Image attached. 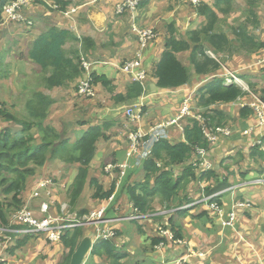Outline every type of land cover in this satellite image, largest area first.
<instances>
[{
	"label": "trees",
	"instance_id": "trees-1",
	"mask_svg": "<svg viewBox=\"0 0 264 264\" xmlns=\"http://www.w3.org/2000/svg\"><path fill=\"white\" fill-rule=\"evenodd\" d=\"M73 1L75 0H55L54 4L59 8L56 11L65 12ZM233 2L234 0H214L212 5L201 3L195 8V12L204 18V22L198 28L189 30L186 37L177 36L178 29L175 23L167 27L166 48L153 65L152 77L157 81L156 85L160 90H176L186 87L191 83L192 71L178 55L188 52L193 74L204 80L194 95L195 108L198 110H195L193 106V109L201 114L202 120L200 122L191 118L184 120L182 122L183 131L177 129L183 133L181 141L161 140L155 143L152 156L143 163V179L132 183L133 176L130 175L123 183L122 190L125 191L133 208L138 210L139 214L151 215L156 211L157 205L161 209L175 210L173 213L170 212L174 215L169 221L175 240L183 239L181 232L183 226L179 223L178 217L189 216L190 210L198 208L205 202L195 204L188 209L184 208L185 206L203 200L205 195L212 196L233 186L234 183H231L230 178L236 179V175L231 170L229 162L238 165L248 157L256 164L259 160H264L262 145L251 147L250 153H246L247 157L235 148L234 154H223L224 158L219 160L221 164L218 167L206 170L202 167L197 154L200 148L206 149L209 154L213 149V145L204 135L205 127H224L229 126L231 122L232 118L217 106L235 103L244 95L242 88L238 85L225 84L223 65L217 57L241 50L251 55L259 53L264 47V43L249 32L248 24L240 25L234 30V40L230 39L221 29L220 24L224 20L220 15L223 19L229 17L234 11ZM40 3L44 7L48 6L42 1ZM3 5L4 2L0 1V35L1 27L6 20ZM247 15V21L252 19L258 25L253 3L247 10ZM32 24L34 25L33 21ZM27 26H29L28 23ZM69 42L76 43L77 46L68 50L66 45ZM98 50L91 38L77 39L70 31L52 26L33 41L28 51V58L45 74L46 89H61L75 85L77 93L84 75L81 59L86 56L87 60L89 54L93 57ZM209 52L214 54V57ZM240 78L244 79L243 76ZM99 86L106 89L116 103L126 105L140 99L146 91L142 84L131 81L126 85L124 93H117L113 80L105 74L94 72L93 87L96 90ZM259 93L264 98V87ZM54 104L53 98L38 90L32 93L25 104L28 114L26 118L19 119L8 111L0 110V226L9 223L8 217L12 210L23 206L22 192L28 181L36 176L39 168L46 166L48 160H62L66 164L77 166V173L72 184H67L65 189L72 209L81 204L86 186L92 189L93 201L100 203L109 200L115 191L114 184L105 190L97 177H90L91 164L97 158L98 142L101 139H108L104 130H108L112 123L107 122L104 126L91 125L83 131L80 138L70 144V141L63 138L54 126L46 123ZM253 116L254 112L250 107H240L239 117L241 119L246 120ZM232 124L233 122L230 125ZM13 125L20 127V130L15 132ZM262 141L264 142V138ZM219 168L223 169L221 174L217 171ZM249 173L248 169L240 172L242 183ZM202 185H205L203 190ZM228 194L231 193H226L224 196ZM222 197H214L211 202L221 205ZM59 210L60 205L58 204ZM82 213L78 215L81 216ZM205 216L207 213L202 211L194 217L205 218ZM140 231L142 232V229ZM85 236L86 232L83 227L67 229L64 232L59 246L67 253L61 264H70L72 255ZM119 236L120 233L117 231L116 239L120 238ZM29 240H31L30 236L19 240L13 249L24 247ZM152 241L154 247L162 241L166 243L167 240L153 238ZM92 256L105 257L112 264H119L124 257L111 240L97 242L92 250Z\"/></svg>",
	"mask_w": 264,
	"mask_h": 264
},
{
	"label": "crops",
	"instance_id": "crops-1",
	"mask_svg": "<svg viewBox=\"0 0 264 264\" xmlns=\"http://www.w3.org/2000/svg\"><path fill=\"white\" fill-rule=\"evenodd\" d=\"M45 1L50 5L54 4L55 0ZM202 1L210 5L214 2V0ZM121 2L122 0H100L95 4H92L91 0H75L65 12L51 9L47 11L41 3L35 4L33 7L25 10L26 18L28 20H32L34 25L31 27L24 25L19 26L24 27V30H22V32H18V34L14 32V38H18L17 41L19 45L26 44L30 47L33 41L37 39L42 32L46 31L49 27L56 26L59 29L70 31L77 39L85 37L91 38L96 44V49L101 50L103 46L108 45L120 47L125 51V53H128L133 44L131 41L132 36H134L136 41L134 59H138L140 61V68L145 70L148 75L144 97L146 103L143 108L144 110H147L148 113L143 116L142 124L144 126H149L157 121L165 120L171 112H174L176 115L181 108L182 101H185L186 99H190L191 105L193 106L195 101L193 94L195 95L199 86L204 82L202 77L199 78L192 72L191 83L186 87L176 90H160L156 85L157 81L152 77V69L155 62L159 60L162 53L165 51V39L168 36L167 27L170 24L175 23L178 29V36V31L181 26L186 28L188 32L191 30V28H188L192 26L195 19H198L199 23H203L204 18L198 16L194 8L190 6L188 2L184 3L180 0H143V4L141 2L142 6L140 4L137 10H126L125 13L119 14L116 11V7ZM187 6L192 9V14L185 10L184 7ZM73 8L76 9L75 12H71ZM11 24L13 23L6 24L4 27H1V33L6 26ZM149 28L153 29L155 32L158 28L157 31H159V33L156 32V37L150 41L147 46H145L144 50H140L138 44L140 40L136 29L146 30ZM66 46L69 50L71 48H75L77 44L69 42ZM99 50L97 54L99 53ZM144 55L146 56V59H148L146 61H149V63L151 60H155L152 63L151 69H146L144 67ZM257 62L260 64L264 63V54L257 59ZM113 63L118 62L112 59L109 63L105 62V64H109L111 67L101 66L95 71L99 74H105L107 76L108 74L106 72L116 74V76L110 79L113 80L114 85L117 88V93H124L126 85L132 81V78L128 74L116 71L115 67L117 66H114ZM94 93L95 95L93 98L97 95L95 90ZM154 98H160V102H154ZM140 100H142V98H140ZM239 101L240 100L237 102ZM234 104H236V102L218 105L217 107L223 110V106ZM241 105L242 104H240V106ZM126 106L128 105L119 104L116 109V113H108L109 120L111 121L109 123H112V129H115V127H118L119 125L122 127L121 133L117 137V141L123 146V150L126 152L125 161L118 158V153L121 151L114 152V158L118 164H123L127 161L126 154L129 150V146L127 144V142L129 143V132H124V129H126L125 125L128 123V119L125 117ZM159 106L168 107L169 109L167 110V113L164 114V112L159 113L156 111V117H151L149 120H146L147 115L151 113L152 109L156 110ZM147 107H150V112ZM223 111L232 118L231 122L234 124L232 127H238V129L235 131L232 129L233 134L231 137L222 138L215 146H213L210 158H218L223 154L232 155L235 153V148L247 157L246 153L248 152V149L254 147V145H262L264 150V142L262 141L264 138V126H259L255 116L245 120L239 117V108L237 110L231 108ZM168 118H171V116ZM252 128L253 130L250 131ZM169 139L171 142L181 141L183 140V133L179 132L175 128H172L170 130ZM97 155H99V150ZM94 162L95 161H93L92 164ZM134 163V159L130 160L132 167L129 172H127L126 176L133 175L134 178L140 179L143 176L139 174L142 172L140 170L141 168H135ZM261 165L264 167V160L258 161L257 166L259 167ZM260 168L261 169L258 171H255L253 168L246 176V180L244 182L249 183L250 180L253 179H264V169L262 167ZM233 169L234 167L231 168L232 171ZM236 171V179L234 177L230 178L231 183H234L233 185L242 184V181H240V173L238 170ZM218 172L221 174L223 171ZM121 173H114L111 176L102 175L97 178L105 190H107L109 189L108 186H111L113 182L116 183L120 180ZM136 174L139 175L135 176ZM110 182L111 184H109ZM259 185H261V183L256 187L247 189L244 188L245 190H242V192L237 191L225 195L227 196L226 198H224L223 194L221 205H219L220 210L224 215V219L234 210L233 206L237 204H245L246 210H249L251 207L253 208V204L256 208L259 207L257 209H252L253 212L252 210L247 211L252 212L254 216L247 214V212L241 214V212L245 209L237 208L235 210L236 220L234 226H224L221 217L217 216L211 210L209 203L199 205L198 208L189 211V216L184 218L178 217V220L180 221L179 223L183 226V229L181 230L183 234L182 243H172L167 240L165 247L160 251L156 250L155 246H152V239L159 238V228H163L164 230L169 229L172 231L169 221L174 215L170 212H173L174 210L161 209V207L157 205L156 211L151 213L152 216L148 219L137 222H130L124 219L117 220L112 225L120 233V238H118L119 246L117 247V250L119 253L124 255L119 264H170L172 261L187 255L191 251L196 254H203V256H193L192 259H189L188 264H206L205 262L208 260L210 261L208 264H264V259L261 260L260 258V256L264 255V188L261 190L256 189L258 187L260 188ZM204 186L205 185H202V187ZM120 187L123 189V183H121ZM119 196L118 200L110 205L115 212V216H108L110 219L129 217L135 213L127 195L121 193ZM157 202L159 201L157 200ZM202 211L207 213L205 218L194 217ZM165 212H169V214L165 216ZM207 219H209V221H207ZM203 220L208 222L204 228L202 225L197 224L199 222L202 223ZM214 226H218L219 229H214ZM135 229H137V232H135ZM141 229L142 232L140 231ZM94 231L95 230H93V232ZM85 232L86 235H88L86 229ZM147 240L150 241L151 247H147L144 251H142L143 256L139 258L136 257V250ZM59 248L61 247L59 246ZM89 257L87 258L85 264H112L105 257L94 256L92 260H90ZM149 257L154 260H150Z\"/></svg>",
	"mask_w": 264,
	"mask_h": 264
},
{
	"label": "rangeland",
	"instance_id": "rangeland-1",
	"mask_svg": "<svg viewBox=\"0 0 264 264\" xmlns=\"http://www.w3.org/2000/svg\"><path fill=\"white\" fill-rule=\"evenodd\" d=\"M251 3L254 4V7L256 9L258 25H256L252 19H249L247 21V10L250 8ZM233 7L234 11L229 17L223 19V16L220 15L222 20H224L220 24L221 29L229 36L230 39L234 40V30L240 25L248 24L249 32L254 34L257 39L264 42V0H234ZM50 8L51 7L49 6L45 7L47 11H49ZM184 8L191 14L193 13L192 9L189 6ZM24 24L25 26H27V23ZM201 24L202 23H199L198 19H195L192 23V26H190L188 29L191 28V30H194ZM23 25L11 24L9 26H6L0 35V105H2V107H0V110L8 111L9 113L16 115L19 119L26 118L28 116L25 109L27 100L32 96L33 92L38 90L42 91L49 97L53 98V100L55 101V104L53 105V107H51L50 114L46 123L54 126L62 134L63 138H66L70 141V144H73L78 138H80L83 135V131L91 125L104 126L105 123L111 122L109 120L108 113H116V109L118 108L119 104L114 101L112 95L102 86H99L98 88L96 87L95 91H97V95L93 99H91L92 97L82 98L77 96L75 85H69L61 89L54 88L49 90L45 88V74H43L40 67L34 65L27 57L29 51L28 49L30 48L29 45H19L17 41L18 38H14L15 33L18 34V32H22V30H24V27H19ZM157 29L156 32L159 33ZM186 32L187 29L181 26L178 31V36L182 38L183 36H185ZM131 41L133 42V44L131 43L132 47L128 53H125V51L120 47L106 45L103 46L101 50H99V53L95 54L93 57L89 54L87 56L88 61L91 64H94L93 68H95L96 70L101 66L111 67L109 64H105V62L109 63L112 59H114V61L118 62L113 63L114 66H117L115 67V70L121 72L119 68L124 64V61L131 62L132 60H136L134 59V52L136 50V41L134 36H132ZM138 44L139 49L144 50L145 47H143L140 42ZM263 53V51H260L259 53L257 52L249 55V53L241 50L233 51L230 54L226 53L225 55L223 54L219 57L215 56L217 57V60L223 65L224 68L222 71L224 73L226 68L227 70L235 71L237 76L244 77V95L242 99L239 102H236V104L234 105L223 106V110L226 111L231 108L234 110H237L238 108L240 109V104L249 105L252 102V97L249 92H254L257 95H260L259 92L264 87V63L260 64L259 62H257V59ZM210 55L212 57L214 56V54ZM178 56L180 57V60H182L184 64L189 66L191 71L193 72L189 63V53H181ZM146 60L148 59H146V56L144 55V67L146 69H151L152 63L155 60L150 59V63ZM106 73L108 74L109 78H113L114 76H116V74H111L109 72ZM144 86L146 89V83L144 84ZM153 101L160 102V98H154ZM194 104L196 105V101H194ZM150 107H147L149 109V112ZM168 109L169 108L166 106H159L156 110L152 109L151 113L147 115L146 120H149L151 117H156V111H158L159 113L164 112V114H166ZM194 109L198 110L195 108V106ZM147 113L148 111L145 110L144 115H146ZM176 115L174 114V112H171V114H168L166 119H170L168 118L170 116L171 118H175ZM231 123L232 122L228 124L230 126L231 132L233 130H237L238 127H232L230 125ZM13 128L15 132L20 130V127L16 125H13ZM121 128V125H119L118 127H115V129H112L111 126L110 128H108V130H104L106 136H108V139H101L98 142L99 155H97L95 162L91 164L90 177H99L102 175H106L104 169L107 164L117 165V162L114 158V152L121 151L118 153V158L125 161L126 151L123 150V146L117 141V137L121 133ZM127 144L129 146L128 142ZM250 151L251 150L248 149V154L250 153ZM222 158H224L223 155L219 156L218 158H213V166L218 167L221 164L219 160H221ZM128 163L130 164V161H128ZM229 164L231 165V168L234 167L233 172L235 173V175H237L236 170H238V172L240 173L245 169H248L250 171L253 168L255 169V171L260 170V167L264 169L262 165L258 167L256 162L254 160L252 161L249 157L247 160L241 161V164L237 165L233 162H229ZM129 170L130 169H128L127 172H129ZM140 170L142 172H140L139 174L143 175L142 168ZM221 170L223 169L219 168L217 171ZM76 173L77 166L75 165L66 164L62 160H48L46 166L39 168L37 170L36 176L28 181L25 190L22 192L21 198L23 206H27L28 208L33 210H38L41 205H47L49 211H51L53 214L63 215L64 213V218L82 217V220L84 221L86 218H89L93 212H99L104 207L107 208V202L100 203L98 201H93L92 189H90L89 186H86V190L84 191L81 199V204L78 205L77 208L72 209L69 204L65 189L69 184H72L73 178ZM139 174H136L135 176ZM142 179L143 176L140 179H136L133 176L132 183L141 181ZM256 183V181L251 183L244 182L241 192L242 190H245L247 188L258 186V184ZM260 183V188L258 187L256 189L261 190L264 188V179H262ZM109 184H111V182ZM110 187L111 186H108V188ZM121 193L126 194L125 191L122 190V192H119L116 195V197L114 198V202L118 200ZM224 198L226 197L224 196ZM200 201L201 200H198L195 203L199 204ZM58 204H63L60 207L59 211ZM252 206L253 208L251 207L249 210L243 208L245 210H243L241 214L256 208L254 204ZM16 210L17 209L12 210V213L8 217L9 221L11 220L10 218L12 214ZM80 212L83 213L81 216H78V213ZM252 212H247V214L254 216ZM107 215L109 217L115 216L114 209L111 206L110 208L108 207ZM207 221H209V219H207ZM207 221L203 220L202 223L199 222L197 224L202 225L204 228L208 224ZM214 229H219V227L214 226ZM93 230H95L94 226L86 228L88 234L93 233ZM135 232H137V229H135ZM59 244L60 242H50L45 238L36 237L33 240H29V242L24 247H17L16 249H13V247L9 251L8 264H61L63 257L67 252L63 251L62 248H59ZM147 247H151V243L149 240L143 242L140 245V248L136 250V257L139 258L143 256L142 251H144ZM93 258L94 256L92 255L89 257L90 260H92ZM260 258L261 260H263L264 255L260 256ZM149 259L154 260L150 257ZM208 262L210 261L208 260L205 263L208 264Z\"/></svg>",
	"mask_w": 264,
	"mask_h": 264
},
{
	"label": "built area",
	"instance_id": "built-area-1",
	"mask_svg": "<svg viewBox=\"0 0 264 264\" xmlns=\"http://www.w3.org/2000/svg\"><path fill=\"white\" fill-rule=\"evenodd\" d=\"M4 2L3 12L6 17L5 23H18L23 24L26 22V17L24 12L26 9L33 7L35 4L43 0H0ZM100 0H91L92 4L97 3ZM143 0H122V2L116 7V11L119 14L125 13L126 10L135 11L140 6ZM184 3H189L195 7L199 6L203 1L202 0H180ZM50 7L57 10L58 6L55 4H50ZM76 9L73 8L71 12H75ZM69 15V14H67ZM31 25V24H30ZM136 32L139 35V42L143 47H145L150 41H152L156 34L152 29L139 30L136 29ZM264 52V48L262 50ZM264 54V53H263ZM262 54V55H263ZM81 66L84 69V77L80 81L78 86V96L82 98H91L93 99L95 93L93 88V63L91 64L84 57L81 59ZM121 70L131 76L133 82L144 84L147 80V72L140 68V61L138 59L132 60L131 62H126L125 65L121 67ZM223 77L226 80V84L236 83L239 86L244 88L243 81L236 75V73L227 70L225 68V73ZM252 97V102L249 104L253 110L258 124L260 127L264 126V100L259 96L255 95L253 92H249ZM145 96L142 97V100L138 99L134 103L126 106L125 116L128 119V123L125 125L126 129L124 132H129L128 138L130 141L129 150L127 152V161L123 165H108L106 167V173L111 174L117 168H120L122 171L120 180L117 183V188H120L121 180L125 176L126 171L132 167L128 163L131 159H135V166L141 167L145 160L149 159L152 156V149L155 143L161 140H167L170 136V129L173 127H180L181 121L189 116H192L191 111V102L190 99H186L183 103L181 114L175 118H170L162 120L149 126H144L142 124L143 119V108L145 106ZM140 100V101H139ZM0 107H2L0 105ZM198 120H202L201 115L197 116ZM253 128L250 130L252 131ZM204 134L206 139L210 144L215 145L220 138H229L232 134L231 130L227 127H217V128H204ZM197 154L200 157L201 165L210 169L212 164L209 162L207 157V150L200 148L197 150ZM255 182V181H253ZM256 184H260L261 180H256ZM259 182V183H258ZM251 183V182H250ZM244 184L240 186L232 187L224 192L213 195L212 197L219 196L222 193L230 192L234 193L239 188H242ZM116 194L110 196L107 208H102L99 212H93L89 218L84 220H78L74 218H64L61 214H53L49 211L47 205H41L38 210H33L27 206H23L20 209H17L11 216V220L8 225L0 226V264H8L9 259V250L14 247L18 240L30 236L32 238H44L50 242H60L64 232L67 229H73L78 226H85L90 223L95 224H104L109 225L112 220L105 218L106 211L108 209L109 203L112 202ZM210 198L204 199V201L209 202ZM245 204H237L233 206V211L228 214L227 218L224 219V215L220 210L219 205L210 204L211 210L222 219L224 226L233 227L236 220L237 208H245ZM186 208V207H184ZM174 212V211H173ZM171 212V213H173ZM165 215H168L169 212H165ZM151 217L150 215H141L138 213V210H135V215L126 218L127 220H137L142 221ZM160 238L169 240L172 243H182V240H175L174 232L169 229L159 228ZM117 238V233L113 227L106 226L104 228L97 229L95 240H115ZM119 246V243H118ZM165 247V242H160L155 246L156 250H163ZM193 256H203V254H196L191 251L185 256H182L170 264H188L189 259H192Z\"/></svg>",
	"mask_w": 264,
	"mask_h": 264
},
{
	"label": "clouds",
	"instance_id": "clouds-1",
	"mask_svg": "<svg viewBox=\"0 0 264 264\" xmlns=\"http://www.w3.org/2000/svg\"><path fill=\"white\" fill-rule=\"evenodd\" d=\"M42 2H45L46 3V1L45 0H43ZM202 3H204V1L202 2ZM38 4V3H37ZM47 4V3H46ZM189 4V3H188ZM49 7H50V5L49 4H47ZM190 6H192L193 8H197V7H195V6H193V5H191V4H189ZM59 9V8H58ZM52 10H55V9H53L52 8ZM24 16H25V12H24ZM26 17V16H25ZM27 19V18H26ZM25 23H28L29 24V26H27V27H31V26H33V24H32V21L31 20H26V22ZM6 24H10V23H5L2 27H4ZM13 24H16V25H23V24H18V23H13ZM31 24V25H30ZM24 26H25V24H24ZM156 33V32H155ZM264 43V42H263ZM264 48V47H263ZM211 54V53H210ZM214 57V56H213ZM86 58V57H85ZM87 61H88V59H87ZM126 63V62H125ZM124 63V64H125ZM123 64V65H124ZM94 65V64H93ZM122 65V66H123ZM121 66V67H122ZM121 67L119 68V70L122 72V73H124L122 70H121ZM224 68V67H223ZM95 72V68H93V73ZM232 72H234V73H236L235 71H232ZM93 73H92V78H93ZM83 77H84V75H83ZM239 77V76H238ZM148 78V77H147ZM240 78V77H239ZM242 81H243V79L242 78H240ZM145 83H146V81H145ZM144 83V84H145ZM144 84H142L143 86H144ZM225 84H226V82H225ZM233 84H236V83H233ZM227 85V84H226ZM229 85V84H228ZM236 85H238V84H236ZM239 86V85H238ZM239 87H241V86H239ZM94 88V87H93ZM144 88H145V86H144ZM242 88V87H241ZM95 90V89H94ZM243 90V89H242ZM78 92V91H77ZM254 93V92H253ZM78 94V93H77ZM255 95H257L256 93H254ZM143 96H145V94L143 95ZM142 96V97H143ZM257 96H259L261 99H263L264 100V98H262V96H260V95H257ZM141 97V98H142ZM242 99V98H241ZM241 99H239V100H241ZM183 103H184V101H183ZM2 106V105H1ZM182 106L183 105H181V108H182ZM246 106H248V107H250L249 105H245V104H242L240 107H246ZM180 108V110H179V112L177 113V115H176V117L178 116V115H180L181 114V109ZM251 108V107H250ZM191 111H192V116H189V117H186V118H184L182 121H181V126H182V130H181V128L180 127H173V128H175V129H180L181 131H183V128H184V126H183V121L185 120H187V119H195V120H198V118H197V116L198 115H201V114H199V111H195L194 109H193V106L191 105ZM253 111V110H252ZM196 112V113H195ZM254 116H255V114H254ZM256 117V116H255ZM166 120V119H165ZM162 121V120H161ZM199 122H200V120H198ZM157 122H159V121H157ZM203 124V123H202ZM224 127H227V128H229L230 129V126H224ZM171 130V129H170ZM231 130V129H230ZM232 134H233V132H232ZM231 134V135H232ZM205 135V134H204ZM231 137V136H230ZM220 139H222V138H220ZM167 140H170L169 138L167 139ZM220 141V140H219ZM218 141V142H219ZM209 142V141H208ZM217 142V143H218ZM216 143V144H217ZM129 144H130V141H129ZM215 144V145H216ZM215 145H213V146H215ZM130 147V146H129ZM126 157H127V154H126ZM207 157H208V160H209V162L212 164V167L210 168V169H207L206 167H204L206 170H211L214 166H213V163H212V158H210V154L209 153H207ZM132 160V159H131ZM135 160V159H134ZM146 161V160H145ZM118 166H120V165H123V164H118V163H116ZM108 165H110V164H107L106 166H105V169H104V172H105V174L107 175V176H111V175H113L114 173H121L122 171H121V169L120 168H117V169H115L114 171H113V173H111V174H108V173H106V167L108 166ZM113 165V164H112ZM134 165H135V163H134ZM143 167V164H142V166L141 167H136L135 166V168H142ZM203 167V166H202ZM129 169H131V168H129ZM116 170H118V171H116ZM202 170V169H201ZM122 174V173H121ZM126 174H127V171H126V173H125V176L122 178L124 181H125V179H126ZM105 175V176H106ZM122 180V182L121 183H124V181ZM253 181H256V179H253V180H251L250 182H253ZM249 182V183H250ZM117 183L118 182H113V184L115 185V191L111 194V196L113 195V194H118L119 192H122V188L120 187V188H117ZM112 184V185H113ZM243 184V183H242ZM242 184H236V185H233V186H231L230 188H232V187H235V186H240V185H242ZM120 186H121V184H120ZM205 187V186H204ZM204 187H202V189H204ZM230 188H227L226 190H228V189H230ZM239 189H241V188H239ZM226 190H224V191H226ZM224 191H221V192H224ZM238 191V190H237ZM221 192H219V193H221ZM225 193H230V192H225ZM225 193H222V194H220L219 196H222L223 194H225ZM216 194H218V193H216ZM215 195V194H214ZM213 196V195H212ZM212 196H204V199H206V198H210V197H212ZM116 197V196H115ZM216 197H218V196H216ZM214 197H212L211 199H209V202H206V201H204V199L203 200H201L200 201V203H202V202H205V203H209V204H214V202H211V200L213 199ZM107 203H108V200L106 201ZM65 203V202H64ZM112 203H114V200L112 201V202H110L109 203V206L108 207H110V205L112 204ZM195 204H198V203H194V204H191V205H187V206H185L186 207V209H188V208H190V207H192V206H194ZM63 204H61L60 205V207L62 206ZM132 205V204H131ZM133 207V206H132ZM134 209V208H133ZM107 211H108V209H107ZM107 211H106V216H105V218L106 219H108V220H112V222H110L109 223V225H106V226H110V227H113V225L112 224H114V222H116L117 220H122V219H124V220H127L126 218H129V217H131V216H133V215H131V216H127V217H120V218H117V219H110V218H108V215H107ZM134 211H135V209H134ZM175 211V210H174ZM134 215H135V213H134ZM156 215V214H155ZM79 216V215H78ZM150 216H152V215H150ZM165 216H167V215H165ZM75 219H78V220H81L82 221V217H80V218H75ZM127 221H137V220H127ZM9 224V223H8ZM7 224V225H8ZM5 226V225H4ZM91 226H94L95 227V231L92 233V234H88V235H86V236H89V235H92V236H94V246H95V244L97 243V242H99V241H102V240H99V241H96L95 240V236H96V232H97V229H100V228H104V227H106L104 224H95V223H90V224H88V225H85V226H78V227H83L84 229H86L87 227H91ZM114 228V227H113ZM115 229V228H114ZM115 231H116V233H117V230L115 229ZM158 237L160 238V236L158 235ZM45 238V237H44ZM22 239H24V238H22ZM22 239H20V240H22ZM33 239H35V238H32L31 237V240H33ZM19 241V240H18ZM103 241H105V240H103ZM112 242H114L115 243V246L116 247H118V239H116V241L115 240H111ZM18 243V242H17ZM17 245V244H16ZM15 245V246H16ZM14 246V247H15ZM94 246H93V248H94ZM156 246V245H155ZM13 248V247H12ZM11 248V249H12ZM10 249V250H11ZM9 250V251H10ZM93 250V249H92ZM8 255H9V253H8ZM91 255H92V253H91Z\"/></svg>",
	"mask_w": 264,
	"mask_h": 264
},
{
	"label": "water",
	"instance_id": "water-1",
	"mask_svg": "<svg viewBox=\"0 0 264 264\" xmlns=\"http://www.w3.org/2000/svg\"><path fill=\"white\" fill-rule=\"evenodd\" d=\"M94 236H85L71 257L70 264H85L94 246Z\"/></svg>",
	"mask_w": 264,
	"mask_h": 264
}]
</instances>
